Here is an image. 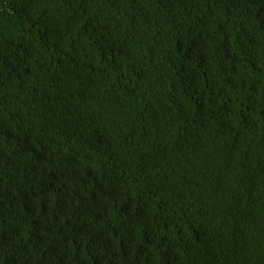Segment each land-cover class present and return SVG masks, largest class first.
Instances as JSON below:
<instances>
[{
  "label": "trees",
  "instance_id": "obj_1",
  "mask_svg": "<svg viewBox=\"0 0 264 264\" xmlns=\"http://www.w3.org/2000/svg\"><path fill=\"white\" fill-rule=\"evenodd\" d=\"M0 264H264V0H0Z\"/></svg>",
  "mask_w": 264,
  "mask_h": 264
}]
</instances>
